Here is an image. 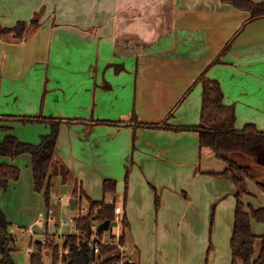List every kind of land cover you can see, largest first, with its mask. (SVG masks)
I'll list each match as a JSON object with an SVG mask.
<instances>
[{"label":"crops","instance_id":"1","mask_svg":"<svg viewBox=\"0 0 264 264\" xmlns=\"http://www.w3.org/2000/svg\"><path fill=\"white\" fill-rule=\"evenodd\" d=\"M20 21L28 23L23 40L0 37V139L13 134L38 145L50 126L22 118L60 121L52 183L57 176L72 191L77 185L95 201L123 207L130 225L124 245L135 264H178L168 260L207 241L205 226L186 221L187 207L228 201L232 239L237 187L211 174L226 163L201 148L199 132L175 127L201 124L206 75L221 85L235 129L252 124L264 132V18L250 20L221 0H0V24ZM0 164L22 170L0 199L11 225L12 211L22 224L39 225L36 213L23 217L27 197L36 195L32 157L0 155ZM105 180L124 183L122 191L104 193ZM254 195L244 202L264 208ZM37 196L36 208L46 204ZM252 229L264 236V223L253 220ZM229 249L232 264L231 240Z\"/></svg>","mask_w":264,"mask_h":264},{"label":"trees","instance_id":"2","mask_svg":"<svg viewBox=\"0 0 264 264\" xmlns=\"http://www.w3.org/2000/svg\"><path fill=\"white\" fill-rule=\"evenodd\" d=\"M221 2L249 12L250 20L264 18V2L256 3L253 0H221ZM31 25L37 27L38 21H32ZM27 30L28 23L24 21L18 22L11 28L3 27L0 24V37L11 35L15 41H21L24 39ZM200 81H202L204 89L201 124L195 127L177 126L175 128L199 132L201 148L211 149L215 156L227 165L223 172L211 174L229 178L237 187L235 224L231 239L232 264H264V236L258 237L252 229L253 220L264 223V208H256L244 202V197L250 195L247 181L256 180V173L264 169V132L252 124L246 125L242 130L235 129L232 126L234 116L223 103L224 94L219 82L208 80L206 75H203ZM9 118L19 120L17 117L11 116ZM22 119L26 122L46 123L50 126L51 131L42 137L41 143L38 145L24 143L13 134H9L0 139V155L12 159L24 154H29L32 157L35 189L44 194L46 204L50 206L53 187L52 168L55 165V155L62 124L50 117H24ZM240 157H245L253 165L239 164L238 158ZM61 172L65 177L68 176V171ZM20 177V168L14 165L0 164V199L10 184L19 181ZM257 183L264 190V183L261 181ZM103 187L104 193L114 194L117 192L118 182L105 180ZM78 192L80 201H87L89 213L76 218V229L79 235L72 234L63 237L62 245L48 241L47 248L53 257V264H60L61 253H63V262L68 264H116L120 259L119 251L116 248L104 247L102 258H98L91 252L86 240L93 233L92 226L95 222L113 221L115 219L116 202L95 201L84 190H79L76 185L73 189V195H77ZM124 194L126 205L127 191ZM121 226L123 229L122 243L125 244L126 234L130 227L125 215ZM11 227L10 221L0 206V254L2 256L0 264H16L13 258L15 248H13L14 240L11 239ZM258 241L260 242V250L257 254L256 244ZM35 247L37 248L35 252L30 254V264H43V245L39 242L35 244Z\"/></svg>","mask_w":264,"mask_h":264},{"label":"rangeland","instance_id":"3","mask_svg":"<svg viewBox=\"0 0 264 264\" xmlns=\"http://www.w3.org/2000/svg\"><path fill=\"white\" fill-rule=\"evenodd\" d=\"M43 4V3H42ZM46 9H48V6H46ZM43 12V10H42ZM38 17L40 15H37ZM30 134L34 135L35 130H29ZM37 145V144H35ZM238 162L241 165H253L248 159L245 157L238 158ZM27 163H22V168H25ZM56 166L54 165L52 168L53 170H56ZM23 170V169H22ZM21 170V175H22ZM256 180H249L248 190L251 192H254V199L257 202L264 203V190L258 185V181H261L264 183V169H261L256 173ZM53 187L51 189V202L50 206L47 204L43 205L41 204V207H37L38 205V196H42L44 198L43 193H39L36 191V195H34L32 198L27 197L28 205L31 206V208L27 211H25L23 217L24 220L30 216L35 214V220L39 219L40 214H44L47 216L48 208H52L54 210V218L55 221L51 224L49 223V228L47 230L46 236H44L43 231L41 228H45L44 226L48 225L47 221L38 223L39 225H32L31 223H28V225L22 224L23 219L20 218L15 219L14 214L16 215V212L12 211L11 218L14 219L13 225L11 227V233L14 235V244L13 248H15L13 252V258L16 264H30V254L34 251V249H37L35 247L36 243H41L43 245L42 247V254H43V264H53V257L51 255V252L47 248L48 241L50 243L54 244H63V237L70 235L69 232L73 231L74 225L71 223V219L74 217H78L79 215V209L82 208H89L88 203L85 201H80L79 192L77 195H75L77 199L76 203V209H71L70 202L73 195V191L71 186H68V183H64L63 181H60L57 176H54L53 179ZM186 191L189 193V191L186 189ZM158 194V193H157ZM249 196V195H248ZM31 198V199H30ZM95 198V197H94ZM102 198V197H100ZM45 199V198H44ZM62 199V200H61ZM246 199V197L244 198ZM158 200V203L156 204V201ZM189 201L193 202V198H189ZM252 199H247V202H250ZM123 203V201H120ZM46 203V201H45ZM205 205L206 202L204 201ZM228 201H226L223 205V207H218L217 205H212L211 207H187L188 213H187V220H192L194 225H197L201 228L205 226V232L207 231L205 236L207 237V241L202 243L201 240L193 243L190 247V250L183 259L173 255L168 261H175L178 264H229V252H230V232L231 227L233 226V220H234V209L233 207H228ZM124 204V203H123ZM162 204L161 197L158 195V197L154 196V214H158L160 211V206ZM256 207L255 205H253ZM35 207V209L33 208ZM87 208V209H88ZM11 212V211H10ZM62 222H66V225L64 227H61L60 224ZM257 224H263L259 223L257 221H254ZM58 225L56 227L57 233H53L51 231V225ZM29 229H33L36 234L33 236L28 231ZM50 229V230H49ZM25 230V232H23ZM257 231V230H256ZM56 234L55 236H53ZM43 235V236H42ZM33 242V244H32ZM32 244V245H31ZM217 251L218 255L213 256V252ZM170 264V263H169Z\"/></svg>","mask_w":264,"mask_h":264},{"label":"built area","instance_id":"4","mask_svg":"<svg viewBox=\"0 0 264 264\" xmlns=\"http://www.w3.org/2000/svg\"><path fill=\"white\" fill-rule=\"evenodd\" d=\"M62 200V199H61ZM88 208V207H87ZM80 208L79 209V215L78 217L87 215L89 213V208ZM115 219L111 222H116L117 226H111L109 230L107 231H99L98 228L102 222H95L93 224V233L88 237L87 242L88 246L91 249V252L98 258H102V251L104 247H114L119 251L120 259L116 264H135V260L128 254L126 251L124 243H122V235H123V229L121 226L123 217H124V209L121 206H116L114 211ZM76 218L74 217L71 219V223L74 225L73 231H70L69 234H77L79 235L77 229H76ZM47 221L48 225L49 223H53L55 221L54 218V210L52 208H48L47 216L44 214L39 215L38 222L42 223ZM66 225V222H62L60 224L61 227H64ZM50 230V229H49ZM25 232V230H23ZM33 236L36 234V232L33 231V229H29L28 231ZM86 237V235H84ZM35 252V249L31 254ZM61 260L60 264H68L63 262V253L60 254Z\"/></svg>","mask_w":264,"mask_h":264},{"label":"water","instance_id":"5","mask_svg":"<svg viewBox=\"0 0 264 264\" xmlns=\"http://www.w3.org/2000/svg\"><path fill=\"white\" fill-rule=\"evenodd\" d=\"M124 186V183H119V187H118V190L119 191H122V187ZM70 206H71V209H75V206H76V200L75 198L71 199V202H70ZM111 226H114L116 227L117 226V223L116 222H111L109 220H106L104 222H102L98 228L99 231H107L109 230V228ZM55 228H53L52 232L55 233ZM11 239L14 240V235L11 234Z\"/></svg>","mask_w":264,"mask_h":264}]
</instances>
